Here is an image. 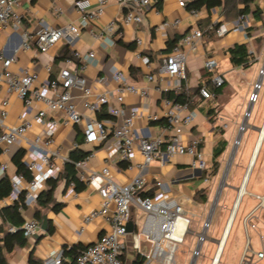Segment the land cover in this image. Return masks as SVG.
Listing matches in <instances>:
<instances>
[{
  "label": "crops",
  "instance_id": "0c3cea01",
  "mask_svg": "<svg viewBox=\"0 0 264 264\" xmlns=\"http://www.w3.org/2000/svg\"><path fill=\"white\" fill-rule=\"evenodd\" d=\"M75 1L76 0H22L19 8V13L24 17L21 26L16 31L9 26L0 34V53L5 54L8 58H14L8 70L13 74H18L21 70L27 69L32 73H36L40 81L51 79L57 77L60 70L65 66V59H58L63 48L68 47L72 56L69 58L73 59H75V51L83 53L93 51L96 54V58L87 66L84 75L95 90L116 88L118 83L113 78V74L116 70L126 73L132 82L148 88L149 95L147 97L127 94L124 99V105L126 112H129L131 109L138 110L139 116L135 121L136 128L140 131L143 130L145 135L149 137L167 135L166 120L162 117L164 101L165 99H171L168 97L167 93L173 92L176 94L188 90L191 95V101L189 102L190 110L195 111L197 116L187 132L183 135V139L185 142H189L192 137L201 139L200 149L203 152L204 159L208 163L209 171L193 168L191 166L192 158L188 155L178 154L166 158L165 161L155 160L150 164L148 170L144 174V194L145 196L153 195L156 191L157 181H163L168 196L174 197L177 202L183 205L190 215H193L190 233L193 237L198 238L197 234L202 231L204 222L210 218L211 212L214 214L218 205V200H215V205L213 206L212 202L210 209H208L207 204L210 200V192L215 183L210 185V181L209 183L204 181L207 173L210 172V177H216L220 170L221 157L219 158L218 170L216 172L214 170L213 148L221 139L227 141L228 148L229 142L226 133L230 127L227 116H234L233 112L239 114L238 110L236 111L230 106V101L228 100V96H230L229 88L224 89L223 85L221 91L215 98L205 99L200 94V87L208 85L207 83L214 75H222L225 78L226 84L229 80L228 74L222 73L216 70V68L223 60L230 62L227 53L229 47L242 43H246L249 51L253 53L256 62H254L251 67L254 66L255 69L253 72L249 73L251 67L243 69L234 68L232 66V71L237 70V75L241 76L249 87H253L252 83L254 82L255 84L259 80V72L264 59V2L261 5L256 4L263 12L261 18L250 17L251 15L247 16V27H252L251 35H249L246 29L242 30L237 27L240 18L229 19L228 16L225 15L222 7H215L211 10L203 8L198 10L199 12L197 15H194L187 7L180 6V0H151L152 3L141 10L144 15L142 24L125 25L123 23V18L127 11V7L120 4L119 0H107L104 12L95 18L86 28H82L78 36L73 39L72 43L62 40L46 51L37 50L35 44L32 42L30 49L26 50L22 48L24 34H34L43 25L56 27L65 26L70 23L80 25L82 16L75 8ZM241 6V4L238 5V7ZM98 7V2L92 0V5L89 10L93 11L98 9ZM177 20H179V23L174 25L173 23ZM165 22H168L169 25H165ZM111 23L115 25V34L107 32V26ZM216 25L218 27H228L229 31L225 35L219 36L217 30L213 31ZM193 28H200L205 31V39L204 42L199 45L197 52L189 54L187 80L182 81V86L177 88L175 84L178 82V79L176 77L160 76L158 74V67L170 52L182 44L184 35ZM102 33L106 36H113L116 43L111 46L105 45L102 40L96 38V35ZM118 33H122V36L117 37L116 35ZM137 39H141L143 42L140 46H138L136 42ZM171 44L173 45L170 47ZM142 56H148L152 64L150 66L146 65L142 60ZM208 58H216L218 61L217 67L213 72H209L204 67V63ZM3 70L4 67L0 65V72ZM150 74L155 75V79L152 81L148 80ZM98 77L105 78L104 83H97L96 79ZM73 95L75 97L77 109L84 114V116L90 119L99 118V113L91 112L85 108L82 92L78 88L73 89ZM215 99L218 100L216 104H211V101ZM171 100L175 102L174 99ZM36 108L44 109L46 106L38 102L36 103ZM3 111H6V115L2 118ZM23 111V101L15 93L9 92L7 86L4 85L0 90V119L3 121V123L0 124V131L4 129V127L21 124L23 122ZM151 114L158 115L159 120H149L148 116ZM53 115V112H49V116ZM57 117L60 118V114H58ZM257 121L258 117L255 119V122ZM83 126L84 122L74 125H60L55 132L52 148L59 149L61 154L68 158L70 157V153L76 149H82L86 151L88 155L93 151L94 156L90 159V167L98 171L109 163L111 177L113 180L123 185L139 174L138 165L143 159L140 153L135 155L132 161L133 166L129 168V164L121 159V142L119 140L107 138L97 143L85 144ZM42 130V125L32 122V126L27 134L28 139H33V137L42 132ZM231 130L232 132L237 130V125H233ZM79 140H82V143H80ZM258 140L257 143H255L248 166L243 174L241 184H236V188H234L237 195L232 210L237 202L240 187L249 172L252 158L255 152H257ZM262 145L263 142L260 145V150ZM30 147L29 141L23 140L19 143L10 145L8 147V152L4 153L0 145V181L5 175L10 176L17 172L16 166L13 163L14 157L21 150H24V162L28 157ZM3 164L8 165V169L5 172L1 171V166ZM254 165L250 169L245 186L246 194L249 195L252 200L243 203L244 194L237 205L235 214V218L240 214L238 223L240 229L234 233L232 240L229 242L233 229L232 220L230 230L224 243L221 245L220 241L224 238L228 224L227 221L221 238L214 240L217 243L214 254L212 255L208 250L203 254V243L200 246L201 256L198 257L195 264H212L216 256H218V264L239 263L245 247L243 242H241L244 228H241L240 223H242L245 214L256 205V203L253 204L255 201L254 199H256L255 195H260V193H256L253 190H247L250 181V173ZM24 175L27 179L31 178L29 171L28 174ZM69 184L67 185L64 180L60 181L55 190V201L62 204L59 211H55L52 206L48 208L39 207L37 203L33 206L20 209L25 221L30 218H37V211L40 210V228L31 238H27L26 245H17L13 251L6 253L9 264H32L30 262L31 258L36 260L38 262L37 264H45V258L55 255L59 250L68 249L69 251L73 246H89L100 240L103 234L109 230L108 223L102 218H97L88 224L84 223L85 215L92 209L100 207L102 204V198L99 192L84 183L83 189L80 191L76 190L75 195L68 197L67 190ZM46 188L47 184L42 191ZM2 200L3 204L0 206V212L4 207L15 204L9 197ZM223 209H227V205H224ZM139 213L145 216L144 211L140 208H132L129 223H131L134 228L126 237L128 248L123 257L124 264H128V261H130V264H133L137 254H140L139 250L134 248L133 245L135 235L142 229ZM258 215L264 219V209H260ZM44 217H46L48 221L46 230L42 229ZM1 225L5 230L13 227L8 223L3 224L0 218V237L3 236ZM263 228L264 221H260L258 229L261 230ZM140 243L143 250H150L151 245L149 242L142 239ZM196 247L197 242L195 246L190 248L188 252L190 260L185 264H190L192 262V252ZM133 252H135V255L131 256ZM125 257L127 258L126 261ZM201 257L203 260L199 262ZM72 261L73 257L71 255L65 256L64 264H71ZM253 264H264V259L255 260Z\"/></svg>",
  "mask_w": 264,
  "mask_h": 264
},
{
  "label": "built area",
  "instance_id": "2783aa9c",
  "mask_svg": "<svg viewBox=\"0 0 264 264\" xmlns=\"http://www.w3.org/2000/svg\"><path fill=\"white\" fill-rule=\"evenodd\" d=\"M98 9L89 10L92 0H76L75 8L81 14L80 25L70 23L65 26H41L34 34H24L22 48L30 49L31 42L35 44L37 50L46 51L58 42L66 40L69 43L78 36L82 28H86L95 18L101 15L106 7L107 0H96ZM189 0H180L182 7L187 6ZM120 4L127 7L123 18L125 25H140L144 21L141 11L148 7L151 0H119ZM22 0H0V34L9 26L15 31L22 24L23 15L19 13ZM197 15L198 10H190ZM247 16H241L238 21L240 29L247 28ZM240 22V24H239ZM179 20L173 24L177 25ZM165 25H169L165 22ZM229 31L228 27L219 26L217 34L225 35ZM107 32L115 34L113 23L107 26ZM121 37L122 33H118ZM105 45H114L116 40L113 36L105 34L96 35ZM205 31L200 28H193L188 31L182 44L170 52L158 67L160 76L176 77L177 88L181 87V82L187 80V63L190 53L197 52L199 45L204 42ZM140 46L143 42L137 39ZM74 58L64 60L65 66L60 70L57 77L40 81L36 73L27 69L21 70L18 74H13L8 70L14 58H8L0 53V65L4 70L0 72V90L6 85L9 92L15 93L24 103L23 122L16 126L4 127L0 131V145L3 152H8V147L23 140L29 141L31 147L28 157L24 163L30 172L31 178L27 179L23 173L15 172L10 175L12 191L9 198L15 203L24 196V206H33L37 203L38 197L49 179H56L64 170V164L69 158L63 156L59 149H53L54 135L60 125H74L84 122L83 135L85 144H93L114 138L121 142V159L132 168V161L137 153L142 155V162L138 165L139 174L131 178L126 184H120L111 177L110 165L107 163L100 170H93L90 167V159L94 156L93 151L89 155L75 163L78 177L85 184L97 190L102 198L100 207L92 209L84 217V223L88 224L97 218L104 219L109 226L103 236L97 242L86 246L77 256L75 264H124L123 257L128 245V224L131 219L133 207L140 208L145 213V222L140 232L135 235L134 248L139 250L145 258L144 264H176V251L182 245L187 235L191 231L193 215H190L182 204L174 197L168 196L165 190V183L157 181L156 191L151 196H145L144 174L150 164L155 160L165 161L166 158L174 155H188L192 158L191 166L202 171L209 169L207 161L204 159L200 149L201 139L192 137L189 142H185L183 135L194 122L197 114L190 110V103H176L171 99H165L163 118L166 120V136L149 137L143 130H138L135 121L139 116L137 109L126 112L124 99L127 94H136L142 97L149 95L148 88L131 81L126 73L116 70L113 74L114 80L118 83L116 88H104L95 90L88 82L84 72L91 64L96 54L93 51L86 53L75 51ZM143 62L150 66L151 59L142 56ZM216 58H208L204 67L209 72H213L217 67ZM155 79L154 74L148 76V80ZM264 80V59L259 72V80L254 84V91L249 98L250 105L258 99V92L261 90ZM105 78L98 77L96 82L104 83ZM213 88H221L225 84L222 75H214L210 78ZM78 88L84 98L86 109L94 113L105 111L108 116L102 119H90L82 114L76 106L73 89ZM200 94L205 99L216 97L215 91L208 85L200 87ZM43 103L46 108H36V103ZM6 103V102H5ZM53 112V116H49ZM60 114V118L57 115ZM251 109L245 113V118H249ZM6 111H3L2 118ZM149 120H159L158 115L151 114ZM32 122L43 126L42 132L33 139H28V132ZM3 121L0 119V124ZM245 127H240V131ZM237 143V141L235 142ZM8 169L7 164L1 166V171ZM209 171V170H208ZM210 172L205 175L204 181L209 183ZM248 175V174H247ZM244 184V182H243ZM240 187V189L243 187ZM76 194V184L71 182L67 190V196ZM246 194V192L244 193ZM239 193L237 202L232 210L229 220L235 218L237 205L244 195ZM259 204L247 213L242 219V225L246 233L247 242L245 244L239 264H253L255 260L264 259V236L260 234L261 248L255 250L249 236V227L259 230L258 225L264 219L258 215L260 209H264V194L255 195ZM3 200L0 199V206ZM23 205L20 209L24 208ZM204 222L203 229L197 234V247L192 252V262L195 264L201 256V245L208 238L207 232L210 227L211 217ZM228 220V222H229ZM40 228V222L36 218L26 220L21 227L26 238H31ZM227 228V227H226ZM16 227H10L9 231H16ZM226 231V230H225ZM141 238V241H140ZM142 239L150 243L149 251L143 250ZM222 241V240H221ZM220 241V243H221ZM64 249L59 250L55 255L45 258V264H64ZM212 264H218L216 256Z\"/></svg>",
  "mask_w": 264,
  "mask_h": 264
},
{
  "label": "rangeland",
  "instance_id": "374dc122",
  "mask_svg": "<svg viewBox=\"0 0 264 264\" xmlns=\"http://www.w3.org/2000/svg\"><path fill=\"white\" fill-rule=\"evenodd\" d=\"M263 2L264 0H256L255 3L261 5L263 4ZM228 17L229 19L232 18L231 15H228ZM250 17H252V15ZM254 69V66L251 67L249 73L253 72ZM216 70L228 74L229 80L226 82V84H224L223 88L230 89V96H228L230 106L233 107L236 111L238 110L239 114L233 112L234 116H227L230 128L227 130L226 137L228 139L229 146L226 152L220 158L221 164L218 175L216 177H210V185H212L213 183H215V185L212 187V190L210 192V200L207 204V207L208 209H210L212 202L214 206L216 202L215 200H218V205L211 219L210 228L207 232V236L209 238L204 242L202 251L204 254L208 250V252L212 255L214 254L217 245L216 241L214 240H218L221 238L222 232L230 217L233 203L236 199L237 194L234 191V188H236V184H241L243 174L245 173V170L248 166L255 143H257L260 131L264 125V80L262 88L258 92L257 101L253 105H250L249 98L251 96V93L254 91V82L252 83L253 87H249L245 80H243L241 76L237 75V70L232 71L233 67L227 60H223L222 62H220ZM216 101L218 100H212L211 104L215 105ZM248 108H251V114L249 118H245V113ZM256 117H258L257 122H255ZM235 124L237 125V130H234L232 132L231 128ZM242 124L245 127V130L240 131V127L242 126ZM236 141L237 143H235ZM247 190H253L256 193H260V195L264 194V141L262 148L257 156L254 168L251 170L250 181L248 183ZM249 200L252 199H250L249 195L245 194L243 203ZM254 200L255 201L253 202V204L256 203V205L247 213H249L258 205L259 200ZM224 205H227V209H223ZM239 216L235 218L232 223L233 229L230 235L229 242L232 240L234 233L238 229H240V226L238 224ZM139 217L142 228L145 222V216L142 213L141 215L139 213ZM240 225L241 228H243L242 223H240ZM260 234L264 236V228L255 231L254 229L249 227V236L255 250L261 248ZM241 238V242H243L245 246L247 237L244 229L243 236ZM197 239L198 238L193 237L191 233L187 235L185 242L180 245L181 247H179L176 251V264H185L186 262H189L190 256L188 255V252L190 248L195 246ZM134 255L135 252H133L131 256ZM126 259L127 258L125 257V261ZM202 260L203 258L201 257L199 262H201ZM128 264H130V261H128Z\"/></svg>",
  "mask_w": 264,
  "mask_h": 264
},
{
  "label": "trees",
  "instance_id": "16d2710c",
  "mask_svg": "<svg viewBox=\"0 0 264 264\" xmlns=\"http://www.w3.org/2000/svg\"><path fill=\"white\" fill-rule=\"evenodd\" d=\"M256 0H189L187 2V8L189 10L196 9L201 10L206 8L211 10L215 7H222L226 16L231 15L232 18H237L241 16L252 15L254 18H261L263 16V12L259 7L256 6ZM241 4V7L238 5ZM255 6V7H254ZM229 18V17H228ZM231 18V19H232ZM218 26L216 25L213 28L217 30ZM252 27H247L249 35H251ZM173 44L170 45V47ZM227 53L229 55V60L231 65L234 68H250L254 62H256L253 53L249 51L248 45L246 43L236 44L227 49ZM72 57L70 50L68 47L63 48L60 52V56L58 59H66ZM208 86L215 91V94H219L221 88H213L211 86V82L209 81ZM168 97L174 99L177 103H186L191 101V95L188 90H184L180 93L174 94L173 92L167 93ZM108 116L105 111L99 113V119ZM82 143V140H79ZM227 148V141L225 139H221L213 148V166L215 172L219 168V158L225 152ZM25 152L21 150L13 159V163L16 166L18 173L28 174V170L26 168L25 163L23 162V156ZM1 155V149H0ZM88 156V153L82 149H76L70 153L69 161L64 164V170L60 174V176L56 179H49L47 181V188L40 192L37 205L39 207L48 208L50 206L53 207L55 211H59L62 204L55 201L54 194L57 189L60 181H65L68 185L71 182H75L76 190L80 191L84 188V183L79 180L77 177V168L75 163L85 159ZM12 191L11 180L9 175H5L0 181V198L4 199L9 197ZM24 206V196L20 197V201L15 202V204L4 207L0 212V218L4 223L10 224V226L16 227V231H9V229L5 230L1 225V231L3 232V236L0 237V264H9L6 253L13 251V249L19 245L24 246L27 243V238L24 236L21 227L23 226L25 219L23 218L20 206ZM26 208V206H24ZM41 211H37V218L40 219ZM82 246H73L69 251L68 249H64V257L66 255H71L73 257V261L71 264L75 263V260L78 254L84 249ZM32 264H37L38 262L33 258L30 259ZM145 258L141 254H137L134 259L133 264H144Z\"/></svg>",
  "mask_w": 264,
  "mask_h": 264
},
{
  "label": "bare ground",
  "instance_id": "6f19581e",
  "mask_svg": "<svg viewBox=\"0 0 264 264\" xmlns=\"http://www.w3.org/2000/svg\"><path fill=\"white\" fill-rule=\"evenodd\" d=\"M263 140H264V125H263V128H262L261 131H260L257 150H258V148H259V150H260V145H261V143L263 142ZM257 150H256V151H257ZM257 152H259V151H257ZM257 152H255V154H254V156H253V158H252V162L250 163V167H249L250 169H251V167H252V166L254 165V163H255V159H256L257 154H258ZM250 169H249V172H250ZM249 172H248V175H249ZM248 175H246V178H245V180H244L243 187L240 189L241 195L244 194V193L246 192V187H245V186H246V182H247V179H248ZM233 216H234V215H233ZM233 216H232L231 220H229V222H228V224H227V228H226V231H225L224 238H223V240L221 241V245L224 243L225 238H226V236H227V234H228V232H229V230H230Z\"/></svg>",
  "mask_w": 264,
  "mask_h": 264
},
{
  "label": "water",
  "instance_id": "95a60500",
  "mask_svg": "<svg viewBox=\"0 0 264 264\" xmlns=\"http://www.w3.org/2000/svg\"><path fill=\"white\" fill-rule=\"evenodd\" d=\"M249 109H251V108H249ZM257 151H259V148H258V150ZM258 153V152H257ZM199 171V170H198ZM47 224H48V221H47V218L46 217H44L43 218V221H42V229H44V230H46L47 229ZM133 226H132V224L131 223H129L128 224V232H132L133 231ZM22 230V229H21Z\"/></svg>",
  "mask_w": 264,
  "mask_h": 264
}]
</instances>
